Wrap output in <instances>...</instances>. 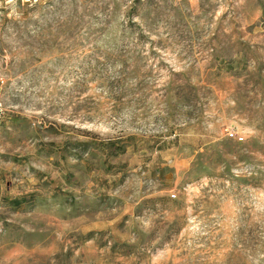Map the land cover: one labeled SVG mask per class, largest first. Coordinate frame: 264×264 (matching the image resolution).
<instances>
[{
	"label": "rangeland",
	"instance_id": "obj_1",
	"mask_svg": "<svg viewBox=\"0 0 264 264\" xmlns=\"http://www.w3.org/2000/svg\"><path fill=\"white\" fill-rule=\"evenodd\" d=\"M0 264H264V0H0Z\"/></svg>",
	"mask_w": 264,
	"mask_h": 264
}]
</instances>
